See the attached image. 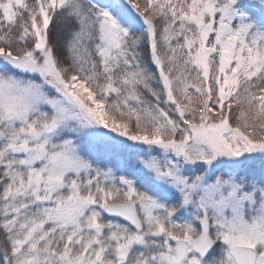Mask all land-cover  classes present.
I'll list each match as a JSON object with an SVG mask.
<instances>
[{"label":"snow or ice","instance_id":"1","mask_svg":"<svg viewBox=\"0 0 264 264\" xmlns=\"http://www.w3.org/2000/svg\"><path fill=\"white\" fill-rule=\"evenodd\" d=\"M0 264H264V0H0Z\"/></svg>","mask_w":264,"mask_h":264}]
</instances>
